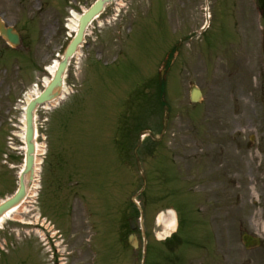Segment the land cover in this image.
<instances>
[{"label":"rangeland","instance_id":"374dc122","mask_svg":"<svg viewBox=\"0 0 264 264\" xmlns=\"http://www.w3.org/2000/svg\"><path fill=\"white\" fill-rule=\"evenodd\" d=\"M37 5L22 0L13 7L19 45L7 46L0 37V198L13 191L23 166L21 107L64 47L66 27L52 22L59 7ZM100 20L67 67L69 93L36 112L42 181L17 220L46 214L72 251L67 264H206L210 254L215 264H264L259 0H117ZM175 44L163 75L166 113L153 95L156 70ZM192 85L202 90V101L190 102ZM75 181L88 197L73 195ZM132 199L145 209L148 234L154 214L146 215V208L165 207L158 237L172 231L168 207H174L183 221L175 246L164 249L150 235L141 253L112 240L105 262L103 248H90L91 231L72 214H112L114 222L133 208ZM14 220L5 218L0 227V264H53L36 230ZM243 233L258 235L260 245L244 248Z\"/></svg>","mask_w":264,"mask_h":264},{"label":"water","instance_id":"95a60500","mask_svg":"<svg viewBox=\"0 0 264 264\" xmlns=\"http://www.w3.org/2000/svg\"><path fill=\"white\" fill-rule=\"evenodd\" d=\"M106 0H99L94 4L89 10H87L81 17L79 22V28L77 35L74 39L69 43L68 47L66 48L62 59L60 60L54 78L51 82L47 85L45 90L33 100H30L29 104L26 108V133H25V141L27 145L26 150V161H25V168L20 173L19 176V189L18 191L9 199L4 201L0 204V215L10 208L11 206L15 205L25 194L26 185L29 184L33 177V160H34V142H33V135H34V124H33V113L35 107L45 101L50 100L57 94L58 89L61 87L62 84V74L67 64L69 57L72 55L74 50L77 48V45L81 41V37L83 34V30L87 22L101 9L103 3ZM0 32L4 35L11 43L18 44L19 43V35L16 32H13L10 28H3L0 26ZM264 56V52H263ZM200 91L198 89H194L191 92V100H198L200 97ZM27 178V182H26ZM243 241L245 242L246 246L256 245L259 243V240L255 237L244 235Z\"/></svg>","mask_w":264,"mask_h":264},{"label":"flooded vegetation","instance_id":"af4514ba","mask_svg":"<svg viewBox=\"0 0 264 264\" xmlns=\"http://www.w3.org/2000/svg\"><path fill=\"white\" fill-rule=\"evenodd\" d=\"M80 1L87 3L88 0H74V6L78 7ZM22 2V0H0V17L6 22V24L16 25L17 20L13 17L15 11L13 7L15 3ZM35 3L40 4V0H34ZM67 2H71L67 0ZM14 11V12H13ZM59 15L55 16L52 22L58 23ZM76 195L79 193L89 195L90 191L86 190L84 185L74 191ZM143 212V211H141ZM133 213V212H131ZM74 218L78 221L79 225L83 227L85 220L83 219V214H72ZM89 215V228L93 230L97 237L92 240V246L103 248L105 259L110 256V244L112 238V230L115 229L117 232V239L120 241L124 240V236L128 230L129 233L134 231L137 239V248L142 246L143 239V215L135 211V214H120L117 222H112V214H88ZM133 220L134 227H131L129 220ZM141 218V220H140ZM78 227L80 228L81 226ZM130 228V229H129ZM155 230V227L153 228ZM128 233V234H129Z\"/></svg>","mask_w":264,"mask_h":264},{"label":"bare ground","instance_id":"6f19581e","mask_svg":"<svg viewBox=\"0 0 264 264\" xmlns=\"http://www.w3.org/2000/svg\"><path fill=\"white\" fill-rule=\"evenodd\" d=\"M79 17L78 13H73V18L72 21L70 23H68L69 28H71L72 30H74L77 26V18ZM80 55V51H77L76 53V57H79ZM58 62V59H55L53 61L52 64L48 65L46 67V69L48 70L49 74L52 76L56 67V64ZM50 78H45V81L48 82ZM69 93L66 85H64L62 92L60 93V97H58L57 99H54L51 103H47L45 104L44 108L45 109H49L52 106H55L56 104H58L61 100H63L66 95ZM31 98V95L28 94L26 97V101H28ZM26 104V103H25ZM24 108V107H23ZM23 113L21 115V132L19 133V136L23 139V134H24V129H25V122H24V110H22ZM43 153L42 148L38 145V143L35 141V172H37L39 170V166L41 163V154ZM37 186V179L33 182V184L31 185L30 189L27 190L26 192V197L18 204L13 205L12 207H10L9 209H7L3 215L0 217V227L1 224L3 222V220L5 218H10L12 216V218H19L20 214L22 211L25 210L26 205L25 203L29 200L30 197H32L35 194V190L34 188ZM244 197V191H242V193L239 194V198L241 201H243ZM162 216H159V219L161 220ZM174 225V222L170 221V226L172 227Z\"/></svg>","mask_w":264,"mask_h":264},{"label":"trees","instance_id":"16d2710c","mask_svg":"<svg viewBox=\"0 0 264 264\" xmlns=\"http://www.w3.org/2000/svg\"><path fill=\"white\" fill-rule=\"evenodd\" d=\"M261 1H264V0H261Z\"/></svg>","mask_w":264,"mask_h":264}]
</instances>
